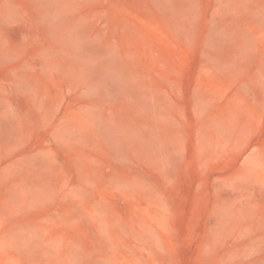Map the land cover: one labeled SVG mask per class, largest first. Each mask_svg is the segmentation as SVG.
Returning a JSON list of instances; mask_svg holds the SVG:
<instances>
[{
  "label": "rangeland",
  "instance_id": "rangeland-1",
  "mask_svg": "<svg viewBox=\"0 0 264 264\" xmlns=\"http://www.w3.org/2000/svg\"><path fill=\"white\" fill-rule=\"evenodd\" d=\"M0 264H264V0H0Z\"/></svg>",
  "mask_w": 264,
  "mask_h": 264
},
{
  "label": "bare ground",
  "instance_id": "bare-ground-1",
  "mask_svg": "<svg viewBox=\"0 0 264 264\" xmlns=\"http://www.w3.org/2000/svg\"><path fill=\"white\" fill-rule=\"evenodd\" d=\"M84 53V54H83ZM101 55V54H100ZM103 56V55H102ZM101 56V57H102ZM73 57L76 59L75 63L77 64L78 67L83 68L84 66L88 65L85 63V61H87V57L85 56V52H82V54L80 55H73ZM102 60V59H101ZM103 62V61H102ZM104 63V62H103ZM90 66V65H89ZM87 68V66H86ZM91 68V67H89ZM84 71V70H83ZM91 73V71H89ZM93 72V71H92ZM98 72V71H97ZM105 72V71H104ZM106 73V72H105ZM112 74V73H111ZM90 75V74H89ZM89 75H87L86 77H88ZM105 75V74H104ZM103 75V76H104ZM107 75V73H106ZM103 76L99 75L96 72H93L91 76L88 77L89 84L94 87V84H96L99 81H102L101 83H105V81L107 79H105ZM111 78V76H109ZM115 77V76H114ZM85 78V77H84ZM108 78V77H107ZM112 80V79H111ZM114 80V79H113ZM112 80V81H113ZM116 80V77H115ZM114 80V82H115ZM108 81V80H107ZM106 81V82H107ZM113 82V84H114ZM117 82V81H116ZM120 82V79H119ZM111 83V82H110ZM122 83V81H121ZM119 84V83H117ZM108 85V84H107ZM112 85V84H111ZM110 85V86H111ZM121 85V84H120ZM105 85H103L104 87ZM113 86V85H112ZM117 86V85H116ZM119 86V85H118ZM102 87V88H103ZM99 89V87H97ZM101 88V89H102ZM115 88V87H114ZM103 89L102 94L103 96L109 95V93L111 94L112 92H115V89ZM117 88V87H116ZM122 88V87H121ZM97 91L94 90V92ZM117 91V90H116ZM97 93V92H95ZM119 93V92H117ZM124 93V91H123ZM98 94V93H97ZM95 95V94H94ZM120 95V93H119ZM122 95V93H121ZM97 96V95H96ZM112 96V94H111ZM110 96V97H111ZM115 96V95H113ZM120 120V119H119ZM116 122V121H115ZM122 122V121H120ZM117 123V122H116ZM123 123V122H122ZM125 123V122H124ZM123 123V124H124ZM118 125V124H117ZM117 125H113V122H100L95 126V131H96V136L99 137L100 141L109 149H111L115 155V157L119 158L122 155H124V153L126 152V150L128 149L129 145H136V150L139 153L142 154H148L153 156L154 158H157L159 162H161V159L158 158V147L160 145H158L159 143H151L149 140H145L143 141L142 137L140 138V136H137L134 134V131H136L133 127L132 128H120L119 126L117 127ZM127 125V124H126ZM129 126V125H128ZM132 126V125H131ZM138 130V129H137ZM140 131V130H138ZM148 133V132H147ZM139 135V134H138ZM161 150V149H160ZM10 235L14 238V239H20L22 237V232L19 229H13L10 232ZM23 238V237H22ZM25 247H27L28 249H30L31 244L26 243ZM69 257H71L70 259H74L75 255H74V251H69Z\"/></svg>",
  "mask_w": 264,
  "mask_h": 264
}]
</instances>
